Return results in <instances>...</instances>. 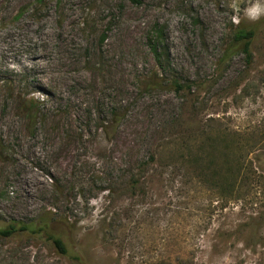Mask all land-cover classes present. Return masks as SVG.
<instances>
[{
  "label": "rangeland",
  "instance_id": "rangeland-1",
  "mask_svg": "<svg viewBox=\"0 0 264 264\" xmlns=\"http://www.w3.org/2000/svg\"><path fill=\"white\" fill-rule=\"evenodd\" d=\"M260 213L264 0H0V229L70 248L18 232L0 264H264Z\"/></svg>",
  "mask_w": 264,
  "mask_h": 264
},
{
  "label": "trees",
  "instance_id": "trees-1",
  "mask_svg": "<svg viewBox=\"0 0 264 264\" xmlns=\"http://www.w3.org/2000/svg\"><path fill=\"white\" fill-rule=\"evenodd\" d=\"M256 35V26L238 27L229 43V49L225 54V56H227L226 58L228 59V56L234 55L236 51L239 50L245 53L246 61L248 64H250L252 61V45ZM151 48L155 59L159 63V67H161V69H164V63L168 58V51L166 49L161 50L157 45H152ZM34 115L35 113H33V108H29L27 111L29 122L32 121ZM245 156L246 155H243L242 157ZM244 159L245 158H243V160ZM259 167H261V165H259ZM263 217L264 216L262 215V213H260L257 217V220H259L258 222L262 221L264 219ZM24 231L34 236L36 235L39 237H46L48 240L52 241L56 249L62 254L67 255L70 253V248L68 247V243L63 237L61 229L59 232V230H57V228L49 219H42L36 223H23L19 221L9 223L5 228L0 229V237H8L18 232Z\"/></svg>",
  "mask_w": 264,
  "mask_h": 264
},
{
  "label": "clouds",
  "instance_id": "clouds-1",
  "mask_svg": "<svg viewBox=\"0 0 264 264\" xmlns=\"http://www.w3.org/2000/svg\"><path fill=\"white\" fill-rule=\"evenodd\" d=\"M251 18H252V19H257L258 17H257V16H252Z\"/></svg>",
  "mask_w": 264,
  "mask_h": 264
}]
</instances>
